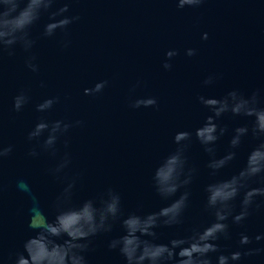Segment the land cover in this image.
I'll use <instances>...</instances> for the list:
<instances>
[{
  "label": "water",
  "instance_id": "water-1",
  "mask_svg": "<svg viewBox=\"0 0 264 264\" xmlns=\"http://www.w3.org/2000/svg\"><path fill=\"white\" fill-rule=\"evenodd\" d=\"M24 2L20 0L21 7ZM65 3L69 8L61 15L76 19L45 35L50 12ZM28 31L34 41L30 49L20 42L0 46V148L11 145L0 156V264H15L33 234L29 219L44 223L61 208H79L89 198L99 205L109 189L120 194L124 214L161 207L167 201L155 192L153 173L178 147L173 137L180 130L193 133L182 142L185 174L195 169L191 197L184 222L161 225L159 238L188 235L209 223L213 217L205 208L203 186L213 177L206 168L208 155L194 134L209 113L199 96H223L233 88L250 95L259 89L264 105V0H203L183 8L177 0H54ZM189 47L197 50L192 56L187 55ZM169 50L175 55L168 57ZM31 56L36 71L26 63ZM165 60L170 69L164 68ZM209 75L215 79L204 85ZM100 81L107 83L99 92L85 93ZM21 92L28 99L17 111L14 97ZM49 97L58 99L51 108L38 110ZM148 97L157 103L133 106ZM58 119L70 127L57 134L53 148L44 147L47 129L29 139L37 122L51 125ZM251 119L230 114L222 118L229 133L218 141L217 155L228 150L231 129ZM257 142L249 133L220 176L238 171ZM65 159L68 163L57 171ZM249 186H264V174L252 177ZM256 200L260 206H253L244 222L229 221L230 238L217 241L220 251L264 249V240L254 239L264 232V196ZM73 215L68 211L63 217L69 226L75 224ZM112 224V233L91 238L85 252L88 264H125L118 249L107 247L108 239L124 230L119 219ZM241 232L252 236V243L239 245ZM209 255L215 264L217 253ZM236 264H264V250L244 255Z\"/></svg>",
  "mask_w": 264,
  "mask_h": 264
},
{
  "label": "clouds",
  "instance_id": "clouds-1",
  "mask_svg": "<svg viewBox=\"0 0 264 264\" xmlns=\"http://www.w3.org/2000/svg\"><path fill=\"white\" fill-rule=\"evenodd\" d=\"M203 0H177V6H197ZM54 0H25L21 7L20 0H0V46L10 47L20 42L25 50L30 49L34 41L29 37L30 26L37 21L42 13L52 8ZM69 8L65 3L55 11L50 12L49 21L44 26V34L51 36L56 29L63 28L76 17L63 16ZM59 16V19L55 17ZM208 33H203L207 38ZM195 48H187L188 56L196 53ZM166 55L172 57L175 50H169ZM31 56L26 63L34 71L38 66ZM164 68L172 67L169 60L164 61ZM215 77L207 76L204 85L212 84ZM107 81L97 82L94 88H85V93L99 92ZM260 90L245 95L236 88L229 90L223 96L200 95L199 101L208 109L203 123L195 128V137L207 153L206 168L213 177L203 186L205 208L211 211L213 219L205 226L195 227L188 235L172 236L167 241L159 238L157 229L161 225L172 226L184 222L185 211L189 205L193 182L192 173L188 169L185 174L187 156L182 142L189 141L193 133L190 130L177 131L173 137L177 148L158 163L153 173L155 192L165 201L156 210L140 213L131 211L124 214L121 211V196L108 190L107 198L99 205L92 198L84 200L79 208L63 207L56 212L55 217L46 219L44 223H34L28 220V227L33 230L23 244V251L18 253L15 264H88L85 252L89 249L91 238L100 233L109 234L113 231V220L119 219L124 230L107 241L109 249L117 250L123 255L125 264H213L210 253H217L215 264H236L244 255L260 252L261 248L237 247L230 252L220 251L217 241L223 236L230 238V223L241 224L249 215L253 206L259 207L256 198L264 196V186H249L252 177L264 174V105L259 101ZM25 93L14 97V107L17 111L27 102ZM56 97H49L36 107L45 110L52 107ZM155 97L141 98L134 102L135 107L154 105ZM230 114L233 117H251L250 122L237 124L231 129L228 150L217 155V143L229 133V125L222 123V118ZM79 123V121H77ZM70 124L55 120L49 124L40 120L29 132V139L39 137L48 130L44 140L45 148H53L57 134L67 130ZM249 133L256 137L257 143L247 153L243 166L230 176H220V171L237 158L238 149ZM11 151V145L0 148V156ZM35 155V149L32 150ZM68 163L65 159L58 165L57 171ZM69 188L71 185L68 186ZM183 189V190H182ZM67 190V189H66ZM238 201V210H237ZM83 209V213H80ZM68 211L74 215L73 226H69L63 217ZM255 241L264 240V232L254 236ZM253 237L247 232H241L239 245L252 243Z\"/></svg>",
  "mask_w": 264,
  "mask_h": 264
}]
</instances>
